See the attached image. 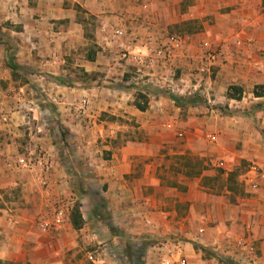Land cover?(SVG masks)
<instances>
[{
	"label": "crops",
	"instance_id": "obj_1",
	"mask_svg": "<svg viewBox=\"0 0 264 264\" xmlns=\"http://www.w3.org/2000/svg\"><path fill=\"white\" fill-rule=\"evenodd\" d=\"M135 1L0 0V189L17 186L25 192L20 204L0 205V234L1 229L10 230L4 240L0 238V261L48 264L61 256L53 248L57 232L42 234L46 242L38 240L35 234L40 231L33 222L36 213H41L56 195L52 187L57 174L52 172L42 190L31 173L15 165L23 150L31 155L36 144L45 148L48 141L43 133L31 136L30 141L21 137L26 129L34 127V117L19 110L20 105H27L26 98L12 85L14 75L28 73L31 86L36 85L42 93L41 103L58 101L65 126L81 127V119L78 125L76 120H67V115L82 114L92 119L102 110L115 116H135L139 123L134 130L112 127L107 135L111 140L104 147L95 146L96 139L104 136L101 129L85 126L77 143V148L86 151L104 148L110 152L102 167L95 166L93 181L103 186L104 203L112 220L108 225L110 237L120 239L123 248L129 242L121 234L139 244L145 234L158 243L152 247L154 251L146 250L144 264H150V260H160L161 264L164 259H170L171 264L179 259L185 264H228L231 260L264 264V92L254 94L256 86L264 89V0H192L183 14L182 0H153L156 7L160 6L157 14L142 11L134 6ZM84 16L92 17V30H86ZM118 17L139 21L136 35L140 40L149 34L148 29L158 34L171 24L197 22L198 29L182 33L183 44L174 52L172 64L155 75L160 83L169 81L179 95L198 97V104L179 107L170 96L150 93L148 105L141 111L132 104L133 87L93 86L96 80L81 86L73 80L71 69L86 74L113 71L116 64L111 62L113 45L108 37ZM106 25L109 28L104 31ZM90 44L96 50L93 60L86 58ZM219 46L211 63L205 52L215 53ZM138 49L135 44L134 50ZM8 56L18 66L14 75L7 66ZM203 64L211 66L212 76L197 72ZM174 70L176 76L171 77ZM148 75L153 77L154 73ZM155 81L147 78L142 84L156 85ZM230 85L242 89L239 100L227 98ZM84 98L89 104L81 110L79 102ZM222 106H227L230 114L219 116ZM30 109L47 112L39 104ZM180 110L186 112V117L173 130L158 126L160 116L173 121L171 118L177 117ZM25 121L30 122L29 127H22ZM208 127H216L221 133L214 145L203 138ZM136 130L142 132V140L132 135ZM180 131L183 136L177 137ZM117 132L126 135L118 138ZM193 155L210 162L222 159L227 170L240 163H252L261 172L245 180L237 191L227 188L222 197L207 195L200 183L205 173L191 177L164 162L168 156ZM8 211L15 214L8 216ZM150 245L146 244V249ZM47 246L52 250L44 254L37 251ZM200 248L211 254L204 256Z\"/></svg>",
	"mask_w": 264,
	"mask_h": 264
},
{
	"label": "rangeland",
	"instance_id": "obj_2",
	"mask_svg": "<svg viewBox=\"0 0 264 264\" xmlns=\"http://www.w3.org/2000/svg\"><path fill=\"white\" fill-rule=\"evenodd\" d=\"M191 2L192 0H182V2H180L181 10L183 9L182 14L186 10V8H188ZM134 6L141 7L142 11H147V13H150L152 11L153 13L157 14V12L160 11V6L156 7L153 3V0H136ZM80 16L82 17L83 15ZM84 17V22L88 24L86 26V30H92V27L94 25L92 17ZM129 22L133 23V25ZM137 24H139V21L137 19L128 20L122 17H118L115 26H111L110 28L108 27V25L103 26L104 31H106V28H109L110 32L108 41L113 45L110 48L112 50L110 54L113 57V60L111 62L113 64H116L115 68L113 69V71H111L110 74L105 71H100L84 75L78 70V68H76L71 69L69 75L73 78V80H77L78 82H80L81 86L92 85V82L96 80L97 82L93 83V86L103 85L112 88L114 87V85H118L121 88L129 87L130 89L133 87L134 89H131V91L133 90L134 98L132 104L138 110V107H143L145 110L150 99L147 96L150 93H160L161 95L169 96L168 92H170L175 96H181L179 95L180 91L175 89L169 81L160 83L161 79L156 77L155 72L161 71L172 64L174 52L179 50L183 44L182 33H191L195 31L196 29H198V24L196 21H183L180 24H171L172 26L169 25L166 30L160 31L158 34L157 32H152L150 29H148L149 34L144 36L141 40L136 35V27L138 26ZM120 26L124 27L126 36L122 39L113 38L111 34L112 29H117ZM171 37L177 38L178 44H171ZM135 44H138L140 50H134ZM94 47L95 46L90 44V46H88V48L90 49L89 52L92 51L95 53L96 50ZM159 49H162L163 53H166L168 51L169 56L165 55V59L156 58L154 55V51ZM218 49H220V46L214 49V51H216L215 53L212 50L205 52L206 59L211 63L212 57L217 54V52L219 51ZM138 57H141L145 60V64L143 66L137 64L136 61ZM151 59H153V63H150ZM210 67L211 66H207L206 64L200 65L197 72L202 75L205 74L206 77L212 76L213 71L210 69ZM152 73H154L153 77L148 75ZM107 75L109 76V78L103 79V77ZM170 76H176V71H172ZM13 78L14 83L12 85V88L20 93V96L26 98L25 102L27 103V105H20L19 110L21 112H25L27 115H29V117L30 115L31 117H34L33 120H31V123H34V127H29L30 122L27 123L25 121V123L22 124V127H29L30 129H26L25 132L22 133L21 137H25V139H27L28 141H30L31 136H34L36 134L39 137L43 133L48 137V141H45V148H41V144H36L33 154L28 155V150H23L21 153H19L18 158L24 157L26 159L34 160L36 159V157L45 155L51 166L49 180L51 178L52 172L57 174L56 184L52 187L56 191V195H54L53 199L50 200L49 205L45 206L43 210H40L41 213H36L35 217L33 218L36 230L40 231L37 236L35 234V237H38V240L46 242V238L42 234H55L54 232H57L56 234L59 235L57 236L58 241L55 242L56 244H54L53 248H55L56 251H60L61 256L56 257L55 259H51V261H48V264L50 262L54 264L146 263V257L148 254L146 250L154 251L152 247L157 245L158 240H152L149 237L147 239L145 237V234H142L140 239L138 240L141 241V244H139L136 240L130 242L129 239L132 238L131 236L127 237V235L121 234V237H124L129 242L128 244H125L124 249L119 243L120 239L117 238L116 240H114L110 237V230L108 229V225L112 220H110L109 212L107 211L106 205L104 203V195L102 193L103 186L101 184L98 186L93 181L95 175L94 171L97 169L95 166L99 165L100 167H102L101 163L104 160L108 159V155L110 152L104 148L100 149L99 152H94L95 149H92V151H86L77 148L78 136H80L84 132L83 130L85 126L98 127L99 129H101L100 132L104 133V136L96 139L95 146L104 147L108 146L111 140V138L107 135L110 134L112 127H132L133 130L134 128L139 127V123H136L134 120L136 119L135 116L130 117L127 114L115 116L108 112V110H102L98 115H96L95 118L92 119L87 116L82 117V114L80 117H72L70 115H67V120H76L78 125L81 119V127H76L73 123V126L71 127L65 126V123H63L62 119L63 115H61V113L58 111V101L50 99L49 101L46 100L44 103H41V101L43 100L42 93L38 91L39 87H37L36 85L31 86L32 80H29L28 73H20L17 74L16 77L14 75ZM147 78H152L154 81L157 79L155 81L156 85L148 83L147 86H144L142 83ZM26 88H28V91L26 90ZM169 89H172V92L169 91ZM255 91H257L258 93H263L264 89L263 87L256 86L254 92ZM193 96L195 95H189V97ZM181 97L185 98L186 96L184 95ZM34 104H39L41 108L44 105V108L45 110H47V112H43L42 110H40L39 112L35 113L36 108L35 111L30 109V106H33ZM79 104L80 109L83 110L88 106L89 102L86 98H84L79 102ZM225 114L230 113L227 109V106H222V113H220L219 116L223 117L225 116ZM185 117L186 112H184V110H180L177 117L171 118L173 121H169V119L166 120L165 118L160 116L158 118V126L165 127L164 129L167 130H173L176 127L177 122H179L180 120H184ZM84 122L85 125H83ZM168 123L172 124L171 129L166 128ZM42 129H44L45 132ZM30 133L31 135L29 137L28 134ZM178 133L182 134L183 136V133L181 131L177 132V134ZM220 134V131L217 130L216 127H208L203 131V138L207 142V144L209 143L210 145H214L215 143H217V141L220 140ZM120 135L126 134L125 132H119L118 138L120 137ZM132 135L134 137H137V139L142 140V137H140L141 135H143L142 132L138 133V131L136 130V133H132ZM211 135H214L216 137L215 141H212L209 138V136ZM16 162L15 165L18 169L28 171L25 168L19 167ZM164 162L166 163V165L175 167L178 170L184 172L186 175H190L191 177L199 176L200 174H202V172L205 173L206 175L200 182L205 188L203 191L207 195L211 194L219 197H222V195L225 194V190L227 188L232 191H237V189L240 188V185L244 186L246 174L249 170V167L253 165L252 163H240L239 165L233 166V168H231L230 170H227L228 167L225 165V161L222 159H214L210 162L206 158L201 159L195 155L182 156L180 158L178 156H168L164 159ZM220 163H222V166H219ZM258 169L259 171H261L260 168ZM34 178L37 179L36 176H34ZM49 180L46 184H42L38 181L42 190L47 187ZM24 194L25 192H20V188H18L17 186H10L0 189V205H7L6 207H9L10 204L18 205L22 202V200H24V197H22ZM19 207L21 208L22 206ZM59 208H63L66 211L67 220L65 221L64 226L58 230L42 232L39 228L40 222L42 220H51L53 214ZM77 208L82 217L80 229H75L72 226V223H74V214H76L75 210ZM13 214H15L13 211L7 212L8 216ZM41 216L42 218H39ZM1 231L2 233L0 234V238L4 240L5 237L9 234L10 230H8L9 232H7V230L1 229ZM135 237H137V235ZM31 239V241H33V239L35 238L33 237ZM148 243L151 244V247L149 249H146V244ZM197 249L198 246L195 247V250ZM50 250H52V248L47 246L39 248L37 251L44 254ZM201 250L204 256H208V254H211L210 251L206 248H202ZM90 256L92 257V259L89 258ZM159 262L158 260L156 262L154 260H150V264H159ZM230 263L239 264V262H237L236 260H231L229 261V264ZM0 264L16 263L10 261H0ZM22 264L30 263L25 262ZM173 264L177 263L174 262Z\"/></svg>",
	"mask_w": 264,
	"mask_h": 264
},
{
	"label": "built area",
	"instance_id": "obj_3",
	"mask_svg": "<svg viewBox=\"0 0 264 264\" xmlns=\"http://www.w3.org/2000/svg\"><path fill=\"white\" fill-rule=\"evenodd\" d=\"M111 34H112V37L116 38V39H122L123 37L126 36V32L124 31V27H122V26H120L117 29H112ZM170 42H171V44L176 45V44H178V39L171 37ZM154 55L156 58H159V59L164 58L165 59V55L169 56V52L167 51L166 53H163V50L159 49V50L154 51ZM136 62L140 66H143L145 64V60L142 59L141 57H138ZM150 63H153V59L150 60ZM169 91L172 92V89L171 90L169 89ZM169 93L170 92H168V94ZM166 128L171 129L172 124L168 123ZM177 136L181 137L182 134L178 133ZM209 138L212 141L216 140V137L214 135L209 136ZM16 163L19 167L27 169L30 173H32L34 176H36L37 180L40 183L46 184L48 182L49 176H50L51 166H50V162L48 161V159L46 158L45 155L36 157V159H34V160H30V159H26L24 157H20L17 159ZM219 166H222V163H220ZM259 172H261V171H259V169L256 165H251L249 167L247 174H246L245 180L246 181L249 180L251 176H254L256 173H259ZM249 184H250V182H249ZM66 220H67L66 211L63 208H59L53 214V217L51 220H42L39 224V228L42 232H49L51 230H58L64 226ZM89 258L92 259L91 256ZM175 263L185 264V261L183 259H179V260L175 261ZM161 264H171V260L170 259H164ZM244 264H248V262L244 261Z\"/></svg>",
	"mask_w": 264,
	"mask_h": 264
},
{
	"label": "trees",
	"instance_id": "obj_4",
	"mask_svg": "<svg viewBox=\"0 0 264 264\" xmlns=\"http://www.w3.org/2000/svg\"><path fill=\"white\" fill-rule=\"evenodd\" d=\"M86 58L88 60H93L94 58V52L90 51L87 53ZM7 66L12 70V74H15V71L18 70V66L14 65L12 63V58L8 56L7 58ZM84 75H86V73H83ZM68 86V85H67ZM259 88V87H258ZM255 95H259L260 93H258L257 91L254 92ZM242 95V89L238 86H229L227 89V93L226 96L229 99H235V100H239L241 98ZM170 98L175 102V104L179 107H183L185 104H198L200 102V100L193 96V97H188V98H182V97H178L175 96L171 93H169ZM139 110H144L143 107H138ZM190 176V175H189ZM74 214V223H72V226L75 229H80L81 228V222H82V217L81 214L78 210V208L75 210ZM229 264V261L227 262ZM231 264V263H230Z\"/></svg>",
	"mask_w": 264,
	"mask_h": 264
}]
</instances>
